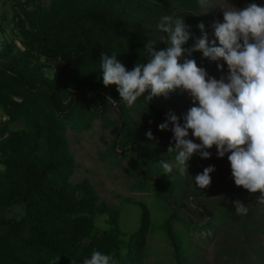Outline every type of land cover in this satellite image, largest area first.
<instances>
[{
	"label": "trees",
	"instance_id": "trees-1",
	"mask_svg": "<svg viewBox=\"0 0 264 264\" xmlns=\"http://www.w3.org/2000/svg\"><path fill=\"white\" fill-rule=\"evenodd\" d=\"M12 5L24 48L12 54L14 45L8 42L0 49V111L7 116L0 131L17 119H23L24 127L0 139V264H83L94 250L110 255V264H142L151 225L149 206L139 201L138 226L126 240L122 239L118 211L105 201L96 204L86 180H69L76 163L63 131L68 126L89 127L93 117L104 115L106 95L119 102L123 116L113 146L130 131L140 132L129 112L133 107L141 105L147 115V129L163 123L169 111L160 107L155 97L144 100L149 90L128 107L121 101L117 85L103 84L100 55L115 51L126 70H132L137 62H147L144 47L153 39L146 32L156 28L164 14L180 9L175 15L183 16L186 24L192 21L188 10L201 7L197 0H49L46 4L13 0ZM205 32L210 40L215 39L213 28ZM200 35L192 34L182 47L190 48ZM153 41L157 50L167 47L160 39ZM185 56L180 58L181 63ZM187 58L217 64L198 50ZM46 67L52 68V73H47ZM168 131L172 133L158 129L160 133ZM169 135L167 143L174 146ZM141 147L137 145L133 166L141 157ZM169 154L175 160L176 152ZM142 172L151 175L155 193L168 201L164 180L146 169ZM14 205H21L23 212L8 214V208ZM105 211L109 226L99 228L94 214ZM231 213L230 208L223 210V214ZM210 216L200 222L190 215L184 231L208 229L207 236L213 238L222 217ZM175 217L174 208L163 227L177 264H197L202 255L188 249L183 231L172 225ZM250 225L264 232V223L245 221V228ZM259 247L251 246L245 254H237L239 262L262 264L264 252ZM230 256L234 258L235 254Z\"/></svg>",
	"mask_w": 264,
	"mask_h": 264
},
{
	"label": "rangeland",
	"instance_id": "rangeland-1",
	"mask_svg": "<svg viewBox=\"0 0 264 264\" xmlns=\"http://www.w3.org/2000/svg\"><path fill=\"white\" fill-rule=\"evenodd\" d=\"M48 3L49 0H40ZM13 0H0V49L6 43L11 42L14 47L11 51L19 53L24 48L22 35L16 24L17 17L13 12ZM211 7L207 12L204 9L188 10V17L192 19L187 22L188 31L191 34L201 33L197 27L201 22L205 25V31L212 28L214 21L223 22V8L243 9L251 3L264 6V0H210ZM180 9L169 13L176 17ZM165 15V14H164ZM147 37L159 40L166 34L157 27H151ZM43 59V57H41ZM53 62V66H54ZM218 71L216 65H210L205 61L197 63L198 67L204 68L208 74L216 79L225 77L227 82V64ZM133 67V66H132ZM47 73L53 69L45 68ZM150 91V90H149ZM116 103L113 104L112 101ZM157 103L163 109L173 112L177 117L183 119L188 109L193 106V101L187 91L176 89L167 97L161 95L155 97ZM106 109L104 115L95 116L91 119L89 127L72 128L66 127L64 134L69 150L76 163L73 173L69 176L72 183L86 180L94 193V202L98 204L105 201L107 206L118 211V222L121 228V238L126 240L128 234L138 226L141 205L143 200L150 208L151 225L147 235L146 246L142 258V264H177L173 255V245L166 236L163 221L175 208L178 217L172 220L176 230L183 231V238L190 251H194L202 257L197 264H258L239 262L237 254L246 253L251 246L259 247L264 252V232L254 229L252 225L245 228V221L264 223V204L257 202L261 195L259 191L250 193L242 186H237L231 174L230 162L227 159L230 153L224 157L216 155L215 145L207 151L211 152L210 158H201L194 154L195 160L188 161L187 171L181 173L174 169L171 173L163 172L161 162L174 163L167 148L166 135L172 139L173 133L158 132L156 125L145 127L147 115L142 112L141 105L133 107L129 111L132 118L136 120L139 133L130 134L122 140L117 139L115 146L113 142L118 136V129L122 123L119 102L110 95L105 97ZM198 104V102H196ZM98 105V104H97ZM7 116L0 111V129L6 121ZM149 123V122H148ZM24 127L23 119H17L8 123V128L1 133L0 139L5 138L10 132L20 130ZM154 131L155 139L149 140L145 133ZM188 139L195 143L201 141L192 136L189 131ZM141 144V157L137 158L135 165L131 162L138 154L137 145ZM44 143H42V146ZM41 152V150H40ZM199 157V161H197ZM213 165L215 170L209 175L211 183L204 189H199L194 183V178L203 169ZM142 169L159 175L165 183L162 187L169 200L159 197L155 193V181L150 174L142 172ZM150 172V173H151ZM209 193V194H208ZM240 201L248 208L246 215L235 212L233 201ZM230 208L231 214H223V210ZM218 209V212H215ZM23 212L21 205L8 208L7 213L19 215ZM221 216L218 230L213 238L208 237L210 230L184 231L185 220L190 215L197 221L203 222L210 215ZM95 224L99 228L109 226L108 212H96L94 214ZM123 251V249H122ZM230 254H235L234 258ZM229 261V263H228ZM264 264V262L262 263Z\"/></svg>",
	"mask_w": 264,
	"mask_h": 264
},
{
	"label": "clouds",
	"instance_id": "clouds-1",
	"mask_svg": "<svg viewBox=\"0 0 264 264\" xmlns=\"http://www.w3.org/2000/svg\"><path fill=\"white\" fill-rule=\"evenodd\" d=\"M197 2L204 9L202 12L213 7L210 0ZM223 9V22L212 24L215 39H209L201 22L197 25L201 35L194 38L190 48L182 47L192 36L183 16H162L157 28L166 34L160 40L167 47L157 50L155 41L150 40L144 47L147 62H137L132 70H126L117 59V52H102V82L105 86L117 85L121 101L128 107L146 90H150L144 96L146 102L156 96L167 97L176 89L187 91L193 106L183 115V123L169 111L165 121L158 125L161 131L171 130L175 141L167 149V152H176L174 163L162 161L163 172L187 171V162L194 154L210 158L211 152L207 149L215 145L218 157L230 153L227 159L234 183L250 193L259 191L257 202L264 204V6L251 3L243 9ZM197 50L203 57L216 61L218 71L223 69L219 61L226 62L227 82L223 76L220 79L210 76L194 59L187 58ZM185 54L181 63L180 58ZM189 129L201 143L187 138ZM145 135L149 140L155 139L150 129ZM214 170L213 165L205 167L195 176V185L199 189L208 187L209 174ZM233 204L237 214L248 213L240 201ZM111 261L110 255L94 250L83 264H110Z\"/></svg>",
	"mask_w": 264,
	"mask_h": 264
}]
</instances>
